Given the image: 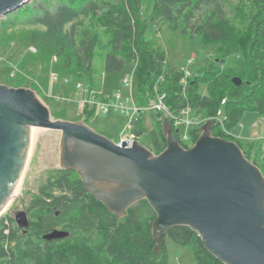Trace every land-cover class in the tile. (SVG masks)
Returning a JSON list of instances; mask_svg holds the SVG:
<instances>
[{"label": "trees", "instance_id": "obj_1", "mask_svg": "<svg viewBox=\"0 0 264 264\" xmlns=\"http://www.w3.org/2000/svg\"><path fill=\"white\" fill-rule=\"evenodd\" d=\"M66 1L54 11L43 10L25 24L44 29L31 34L29 43L36 48L28 54H38L37 58L50 63L55 57L52 65L56 69L51 70L57 74L66 70L72 80L71 87L75 88L77 83L90 89L99 87L93 67L99 51L104 57L105 75L122 71L136 56L135 103L138 107L156 103L158 93L171 111L189 104L202 119H212L221 113L227 131L240 122L246 111L256 112L264 121V0H239L234 19L221 0H108L110 3L104 7L98 0ZM79 2L82 6L77 8ZM143 2H148L149 15L142 11ZM27 8L28 5L0 19V28L12 25L10 17ZM102 9L104 13L99 15ZM91 15L98 17V24L84 25V20ZM145 15L151 22L156 18L164 20L173 31L181 27V32L196 39L203 51L214 50L219 60L229 59L232 64L220 70L217 59H211L193 71L187 78L185 101L178 84L183 73L166 71L164 51L146 37L149 19ZM236 20L238 27L233 24ZM102 35L106 36V42ZM15 65L23 72L19 63ZM49 72L45 81L28 74L37 83H31L28 88L40 97L41 89L48 88ZM161 76L163 80L159 79ZM234 77L241 79L240 86L233 85ZM11 79L17 88H27V80L21 74ZM53 90L60 92L58 84ZM49 103L59 105L52 99ZM150 113L159 118L154 121L156 129L150 132L149 148L157 155L165 149L166 139L162 134L161 113ZM93 114V109L85 108L84 115L88 118L83 122L87 124ZM66 115L63 106L51 116L67 120ZM131 132L137 138L144 135L142 116L134 121ZM198 132V127L188 130L193 141ZM173 135L180 140L181 130L173 129ZM212 136L235 142L264 176V165L257 162L263 140L245 141L226 135L217 122H213ZM57 172L56 179H50L38 189V196L29 203L26 213L30 214V226L26 232L16 226L13 218H0V264H167L166 237L179 246L190 247L195 264H222L206 251L195 232L183 226L167 231L162 248L155 255L151 227L156 214L146 200L134 204L122 218H117L86 191L75 171L59 169ZM56 228L67 236L50 241L43 239Z\"/></svg>", "mask_w": 264, "mask_h": 264}, {"label": "water", "instance_id": "obj_2", "mask_svg": "<svg viewBox=\"0 0 264 264\" xmlns=\"http://www.w3.org/2000/svg\"><path fill=\"white\" fill-rule=\"evenodd\" d=\"M29 1L0 0V19ZM231 81L241 85L238 77ZM34 128L60 133V169L75 171L110 214L122 218L147 201L156 214L155 255L167 231L183 226L222 264H264V176L235 142L212 136V121L185 149L164 120L166 147L156 155L138 141L118 145L83 121L54 120L32 89L0 84V216L25 169ZM14 221L23 233L30 226L25 211L15 213ZM66 236L54 230L43 239Z\"/></svg>", "mask_w": 264, "mask_h": 264}, {"label": "rangeland", "instance_id": "obj_3", "mask_svg": "<svg viewBox=\"0 0 264 264\" xmlns=\"http://www.w3.org/2000/svg\"><path fill=\"white\" fill-rule=\"evenodd\" d=\"M98 1L103 7L110 3L108 0ZM221 1L226 12L234 19L235 8L239 5V0ZM66 2V0H30L26 4L28 5L27 9L15 13L10 17L9 20L13 23L12 25H9L6 29L0 28V60H2V63L0 62V84L17 88L11 77L18 73L27 80L25 86L28 88L31 83L37 84L36 80L28 75L29 73L35 74L36 77L38 76L37 78L45 81L46 72L56 69V66H53L50 60L44 62V60L37 58L38 54L36 56H30L28 54V51L32 52L31 48L34 49L35 47L29 43L31 34L35 30L42 31L44 29L40 26H30L25 23L33 16L41 15L43 10L54 11L57 7ZM147 5L148 2L142 3V11L149 15ZM247 5L244 7L245 11H247ZM81 6L82 3L79 2L77 8ZM104 10L105 9H102L99 15L104 13ZM146 17L149 19L148 16ZM96 24H98L97 16L91 15L84 20V25L95 26ZM233 24L238 27L237 20L236 22L233 21ZM147 25L146 37L153 45L164 51L166 55L167 72L170 74L181 70L192 73L207 65L211 59L218 60H216V64L220 70L232 64L229 59L225 61L219 60L221 58L217 56L214 50L203 51L196 39L181 32V27L179 30L173 31L169 24L160 18L153 19V22L149 19ZM102 38L103 42L107 41L106 36L102 35ZM16 63H19L23 67V72L18 71L15 65ZM9 64H11L12 67H8ZM93 67L96 70L94 80L99 82V87L94 90V95H86L81 89L76 90L71 87L72 80L66 70L61 71L59 75L68 77L69 85L58 83L60 92L57 94L65 96L64 93H67L68 96L65 97L69 99L68 101L55 102L59 105L52 106L49 103L50 99L43 94H41L42 97L36 94L49 108L51 115L55 116V112L61 111L63 106H65L67 112L66 119L68 121H84L88 117L83 116V114L81 115L79 102L88 97H91L94 103L102 104L115 101L121 102L124 108H132V103H135V85L132 89V102L130 99V88L126 87L122 80L124 76L130 75L132 70L131 65H126L122 71L105 75L103 74L104 57L102 52L99 51L93 61ZM24 70L26 74H24ZM116 95L120 96V100H115ZM88 110H92V108H88ZM93 111L94 114L89 118L87 126L93 131L106 136L113 142H117L119 135L124 131L125 123L128 121L126 112H121L120 110L103 112V110L98 107L96 110L93 109ZM156 116L157 114L151 115L150 112H142V122L145 133L138 138V142L148 149L151 148L150 132L156 129L154 121L159 119ZM254 125H256V127H254ZM180 130L181 135H183L188 129L181 127ZM254 132L259 133L264 138V121L256 112L246 111L241 117L240 122L231 129L230 135L243 139L251 136V133L253 134ZM59 140L60 133L57 131L38 128L36 130L33 129L32 142L29 150L30 155L22 180L19 187H16L15 195L12 197L0 218L11 217L14 219L15 213L18 211H27L29 203L38 196V189L44 186L50 179H56L58 175L57 171L60 169ZM257 162H262L264 165V148H262V154L257 159ZM53 214H55V211H53ZM28 219L30 220L29 213ZM164 244L167 264H195L194 255L190 247L179 246L167 237L164 240Z\"/></svg>", "mask_w": 264, "mask_h": 264}, {"label": "built area", "instance_id": "obj_4", "mask_svg": "<svg viewBox=\"0 0 264 264\" xmlns=\"http://www.w3.org/2000/svg\"><path fill=\"white\" fill-rule=\"evenodd\" d=\"M31 51L35 52V50L33 48H31ZM54 62H56L55 57L52 59V63H54ZM164 64H167V62H165ZM130 65L132 67L130 75L124 76L122 80H123L124 85L126 87L130 88V99L133 102L132 89H133V86L135 85L134 71H135V68L137 66L136 56ZM166 71H167V68H166ZM181 72L183 74L180 77V79L178 80V84L181 86V96L186 101L185 88H186V84H187V78L191 76V73L189 71H183V70H181ZM48 79H49L48 88L44 91L41 89L42 94L45 97H47L48 99L54 100L55 102L68 101L69 99L67 97H65L64 95L54 93V90H53L54 86L57 85L58 83H62L64 85H69L68 77L60 76L59 74H57L53 71H50ZM159 79L163 80V76H161ZM75 89L76 90L81 89V91H83L86 95L91 96V95L95 94V92H94L95 89H90L89 87H87L86 85H84L82 83H77L75 85ZM156 98L158 101L156 103L150 104L147 107H144V108L138 107L137 104L133 102L132 108L127 109V108H124V106L121 102H115L114 101V102L102 103V104L101 103H94V102H92V98L88 97L87 99H83L82 101L79 102V109H80L81 115L83 114V116H85L84 115V109L85 108H92V109L96 110V108L98 107V108L102 109L103 112L117 111V110H120L121 112L125 111L127 114V117H128V121L124 127V131L119 136V140L117 143H118V145L125 143L127 145V147H131L135 141H138V138L134 134H132L131 131L133 128L134 121L139 116H142V112H151V111L160 112L162 121H164V120L169 121L172 128L177 129V130H180L181 127H185L188 130L194 129L195 127L200 128L206 121L210 120L214 123L215 122L219 123L220 128L224 132V134L230 135V131L226 130V128L223 125V120H222V118H220L221 113H218L217 117H214L212 119H202L197 115V113L193 110V108L191 106H189V104L184 105L183 107L179 108L176 111H171L170 108H168L167 106H165L162 103V101L160 100V95L158 93L156 94ZM115 100H120V96L116 95ZM134 101H135V99H134ZM188 130L185 131V133L183 135H180V140L177 139L180 146L185 148V149L192 147V145L196 141V140L193 141V136L189 135ZM199 135H200V131L198 132L197 138L199 137ZM256 137H258L257 140H263L264 141L263 136L258 135ZM263 148H264V146H263Z\"/></svg>", "mask_w": 264, "mask_h": 264}, {"label": "bare ground", "instance_id": "obj_5", "mask_svg": "<svg viewBox=\"0 0 264 264\" xmlns=\"http://www.w3.org/2000/svg\"><path fill=\"white\" fill-rule=\"evenodd\" d=\"M36 129H37V128H34V130H36ZM38 129H39V128H38ZM31 138H32V137H31ZM32 140H33V139H32ZM31 142H32V141H31ZM30 146H31V144H30ZM29 155H30V151H29V154H28V159H29ZM28 159H27V163H28ZM27 163H26V165H27ZM25 168H26V166H25ZM24 171H25V169H24ZM24 171H23L22 176H21V178H20L18 184L16 185V187H19V184H20V182H21V180H22V177H23ZM16 187H15L13 193H12L11 199H12V197L15 195L14 193H16V192H15ZM11 199H10V201H11ZM10 201H9V202H10ZM8 204H9V203H8ZM8 204H7V206H8ZM7 206L4 208V210L7 208ZM4 210H3V211H4ZM3 211H2V213H3Z\"/></svg>", "mask_w": 264, "mask_h": 264}, {"label": "crops", "instance_id": "obj_6", "mask_svg": "<svg viewBox=\"0 0 264 264\" xmlns=\"http://www.w3.org/2000/svg\"><path fill=\"white\" fill-rule=\"evenodd\" d=\"M126 124V123H125ZM254 127H256V125H254ZM256 131V130H255ZM260 136V134L259 133H257V132H254L253 134L251 133V136H249V137H245V138H243V139H241V138H238V139H241V140H245V141H250V140H256L258 137H256V136ZM120 136V135H119ZM119 140V139H118ZM118 142V141H117ZM117 142H115V143H117Z\"/></svg>", "mask_w": 264, "mask_h": 264}, {"label": "flooded vegetation", "instance_id": "obj_7", "mask_svg": "<svg viewBox=\"0 0 264 264\" xmlns=\"http://www.w3.org/2000/svg\"><path fill=\"white\" fill-rule=\"evenodd\" d=\"M26 212V211H25ZM27 214V213H26ZM27 216H28V214H27ZM56 230H61V229H59V228H56Z\"/></svg>", "mask_w": 264, "mask_h": 264}]
</instances>
